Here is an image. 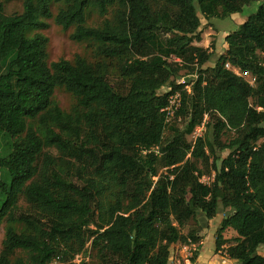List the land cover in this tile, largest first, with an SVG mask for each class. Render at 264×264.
Wrapping results in <instances>:
<instances>
[{
	"label": "trees",
	"instance_id": "16d2710c",
	"mask_svg": "<svg viewBox=\"0 0 264 264\" xmlns=\"http://www.w3.org/2000/svg\"><path fill=\"white\" fill-rule=\"evenodd\" d=\"M59 3L55 24L74 28L71 39L96 44L109 63L79 56L47 63L48 39L27 34L45 30ZM114 6L111 21L86 26L87 9L104 16ZM235 16L244 23L209 66L212 54L198 45L202 18ZM263 65L264 0H23L13 15L0 4V136L8 139L0 157V264H76L82 254L78 264H90L87 243L94 264H170L176 244L197 245L194 264L198 233L180 230L221 213L215 252L230 229L237 238L229 259L264 264ZM192 67L195 80L180 84ZM57 89L74 98L69 112L54 101ZM175 93L180 106L169 118ZM205 118L204 135L189 142ZM17 250L27 258L12 260Z\"/></svg>",
	"mask_w": 264,
	"mask_h": 264
},
{
	"label": "rangeland",
	"instance_id": "374dc122",
	"mask_svg": "<svg viewBox=\"0 0 264 264\" xmlns=\"http://www.w3.org/2000/svg\"><path fill=\"white\" fill-rule=\"evenodd\" d=\"M0 4L3 6V11L6 15H13L19 14L22 12V4L23 0H0ZM63 8V4H53L51 6V13L52 18L46 21L47 28L41 31H29L27 36L32 37L34 34L39 33L48 39V45L46 49L47 54V63L50 64L52 62H56L59 60H66L73 62L76 56L84 58L88 62L96 63V62H108L103 60V58L99 57L96 53V44L92 42H76L71 39V34L74 31V28H70L67 31L61 29V27L57 26L54 22V17L58 13L60 9ZM116 6L108 8L106 15L101 16L96 7H90L86 11V26L87 27H100L105 20L111 21L113 15L115 13ZM203 34H202V41L199 46L203 49H206L212 55V60L209 64L211 66L214 64L218 57L224 54L225 42L224 38L236 31L238 27L244 23L245 18L235 16L230 19H212L210 21H205L202 18ZM171 60V59H170ZM169 61V60H168ZM173 62V61H170ZM114 64V63H113ZM229 68V67H228ZM192 71L189 69H184L181 71V75L183 76L179 82L184 81L186 83L193 82L196 77L197 71L194 67H192ZM232 70V69H231ZM236 71V72H234ZM115 69L113 66L110 67V73L113 74ZM235 74L241 76L244 80H246L250 85L254 84V78L249 73L240 72L239 70H233ZM166 92V90H165ZM53 99L59 108L64 112H69L70 109L74 106L75 100L74 98L66 93L63 89H57L53 95ZM173 124L172 119L170 120ZM208 120L205 118L203 124L196 128L194 133L191 136L187 137V140L191 143L197 138H200L205 133V124ZM179 123V121H178ZM233 132H226L222 136V141H226L233 136ZM263 140V139H262ZM262 140L260 142H262ZM8 139L6 136H0V157L4 156L8 150L7 145ZM44 153L50 154L53 157H57V151L53 148H45ZM227 152L221 153V158H225L227 156ZM198 167L201 168L200 162L197 163ZM166 172V170H160V173ZM7 184L10 183V177H7L5 180ZM202 182L208 184L209 178L207 176L202 178ZM0 206L2 205L4 198L0 197ZM19 208L20 212H25L28 210V205L23 198L19 200ZM223 218V214H219L214 220L210 221L208 225H203L200 220L190 221L188 224L182 228L181 234L186 236L189 232H197L198 238L200 240V251L199 255L201 254V259L199 262L197 261L198 257L194 264H236L234 261L230 260L227 254L228 247L234 245V240L237 238V235L234 231L228 229L223 234L222 237L226 240V244L221 247L218 252H215L216 248V240H217V231L221 220ZM18 228V227H17ZM23 227L19 226L18 229H22ZM4 231H5V224L3 223L0 228V250L2 240L4 238ZM197 245H182L176 244L171 246L170 248V264H193L191 260L193 258V254ZM87 256L85 258L88 259L90 264H94L95 260L93 258L94 252L90 249V243H87L85 246ZM258 253L264 257V247H260ZM83 258V254L78 256L76 259L77 261H81L80 258ZM204 257V260H203ZM12 260L17 258L26 259L27 255L25 252L21 250H17L12 257ZM78 262V263H79Z\"/></svg>",
	"mask_w": 264,
	"mask_h": 264
},
{
	"label": "built area",
	"instance_id": "2783aa9c",
	"mask_svg": "<svg viewBox=\"0 0 264 264\" xmlns=\"http://www.w3.org/2000/svg\"><path fill=\"white\" fill-rule=\"evenodd\" d=\"M171 59V60H170ZM169 59V61H173V62H177V63H180V61L179 60H177L175 57H171ZM264 66V65H263ZM227 68H228V66H226ZM234 72H236V71H234ZM244 73H248V72H244ZM238 75V74H237ZM239 76V75H238ZM241 77V76H240ZM180 84H184L185 82L184 81H181V82H179ZM189 88H190V86H187L186 87V91H188L189 92ZM168 107L165 109V112H167V115L169 116V118L170 117H173L174 116V113L179 109V106H180V94L179 93H175V94H173V95H171V96H169V98H168ZM262 142H264V139L262 140ZM156 152V151H155ZM78 258V257H77ZM76 258V259H77ZM75 259V263L76 264H78V262L79 261H77ZM81 259V258H80ZM50 264H57V262H51Z\"/></svg>",
	"mask_w": 264,
	"mask_h": 264
},
{
	"label": "crops",
	"instance_id": "0c3cea01",
	"mask_svg": "<svg viewBox=\"0 0 264 264\" xmlns=\"http://www.w3.org/2000/svg\"><path fill=\"white\" fill-rule=\"evenodd\" d=\"M201 254H202V252H201ZM201 254L199 255V257H198V259H197L198 262H199V260L201 259ZM203 260H204V257H203Z\"/></svg>",
	"mask_w": 264,
	"mask_h": 264
}]
</instances>
